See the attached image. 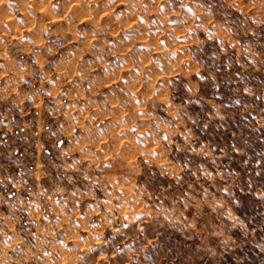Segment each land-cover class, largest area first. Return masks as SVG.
Wrapping results in <instances>:
<instances>
[{"label": "clouds", "instance_id": "9594fccd", "mask_svg": "<svg viewBox=\"0 0 264 264\" xmlns=\"http://www.w3.org/2000/svg\"><path fill=\"white\" fill-rule=\"evenodd\" d=\"M0 264H264V0H0Z\"/></svg>", "mask_w": 264, "mask_h": 264}]
</instances>
